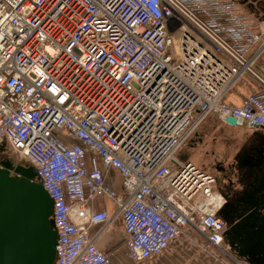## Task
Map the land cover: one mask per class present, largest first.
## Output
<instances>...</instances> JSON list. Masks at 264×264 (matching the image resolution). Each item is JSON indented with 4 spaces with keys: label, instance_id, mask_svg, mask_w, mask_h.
Masks as SVG:
<instances>
[{
    "label": "built area",
    "instance_id": "1",
    "mask_svg": "<svg viewBox=\"0 0 264 264\" xmlns=\"http://www.w3.org/2000/svg\"><path fill=\"white\" fill-rule=\"evenodd\" d=\"M239 7L0 0V147L30 163L53 202L54 264H109L88 229L116 218L134 262L186 231L221 250L215 179L175 155L210 116L264 130V23ZM246 76L259 90L228 104ZM100 198L113 214L92 208Z\"/></svg>",
    "mask_w": 264,
    "mask_h": 264
},
{
    "label": "water",
    "instance_id": "2",
    "mask_svg": "<svg viewBox=\"0 0 264 264\" xmlns=\"http://www.w3.org/2000/svg\"><path fill=\"white\" fill-rule=\"evenodd\" d=\"M225 124L236 127L242 121L228 117ZM35 179L32 166L0 160V264L55 262L57 233L51 220L53 202ZM234 219H239V215ZM233 234L232 230L224 235ZM261 236L254 237L259 244L256 249L261 250L258 255L264 254Z\"/></svg>",
    "mask_w": 264,
    "mask_h": 264
},
{
    "label": "flooded vegetation",
    "instance_id": "3",
    "mask_svg": "<svg viewBox=\"0 0 264 264\" xmlns=\"http://www.w3.org/2000/svg\"><path fill=\"white\" fill-rule=\"evenodd\" d=\"M238 3L249 16L264 17V0H238ZM241 151L242 155L231 162L227 159L215 162L216 175H212L220 199L217 214L225 225L223 244L229 247L234 258L255 264L261 250L256 249L258 243L254 237L261 234L264 240V141ZM233 213L239 215V219H234ZM232 230L233 235H224ZM259 256L264 264V254Z\"/></svg>",
    "mask_w": 264,
    "mask_h": 264
},
{
    "label": "crops",
    "instance_id": "4",
    "mask_svg": "<svg viewBox=\"0 0 264 264\" xmlns=\"http://www.w3.org/2000/svg\"><path fill=\"white\" fill-rule=\"evenodd\" d=\"M255 19L264 23V17ZM249 92L250 90L244 94L236 91L235 94L232 91L226 98V102L231 105H239L240 101ZM225 126L230 127L226 124ZM237 127H234L235 129L233 130L236 134L239 133ZM242 140V143H247L248 145L260 143L262 140L264 141V133L257 131V135H245ZM242 153L243 151L240 149L236 155L241 156ZM106 183L116 192H121V181L115 171L109 173ZM92 208L96 211H106L108 214H113L115 211L114 203L107 198L97 199L92 204ZM88 233L91 237L96 236L95 245L99 251L108 256L109 264H234L233 261H241L245 264L243 260H238L232 256L227 245L222 244L221 250H218L208 245L200 234L193 231H186V236H182L172 242L164 253L143 262H134L129 259L124 244V233L120 218H116L106 229L92 226L88 229ZM260 259L261 257L257 255L255 264H261L262 261Z\"/></svg>",
    "mask_w": 264,
    "mask_h": 264
},
{
    "label": "rangeland",
    "instance_id": "5",
    "mask_svg": "<svg viewBox=\"0 0 264 264\" xmlns=\"http://www.w3.org/2000/svg\"><path fill=\"white\" fill-rule=\"evenodd\" d=\"M239 8L243 13L249 15L242 6ZM248 90H250L248 94L259 90L258 83L250 76H246L238 81L228 95L232 91L235 94L236 91L245 94ZM234 129V127H226L217 118L210 116L199 126L186 146L178 150L175 157L180 161H191L194 165L206 170L209 174L216 175L214 170L215 162L225 161V159H227V162H231L237 157L236 153L238 150L249 146L247 143H242L245 135H257V131L264 133L262 129H255L246 125L238 126L239 133L237 134L233 131ZM4 159H10L16 164L31 166L28 161L15 156L6 146L0 147V160ZM215 190L216 187H214Z\"/></svg>",
    "mask_w": 264,
    "mask_h": 264
},
{
    "label": "bare ground",
    "instance_id": "6",
    "mask_svg": "<svg viewBox=\"0 0 264 264\" xmlns=\"http://www.w3.org/2000/svg\"><path fill=\"white\" fill-rule=\"evenodd\" d=\"M24 165H26V164H24Z\"/></svg>",
    "mask_w": 264,
    "mask_h": 264
}]
</instances>
